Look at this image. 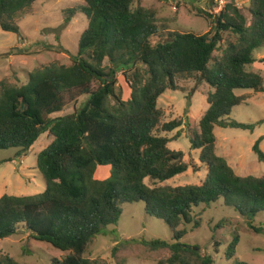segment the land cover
I'll use <instances>...</instances> for the list:
<instances>
[{
  "label": "trees",
  "instance_id": "obj_1",
  "mask_svg": "<svg viewBox=\"0 0 264 264\" xmlns=\"http://www.w3.org/2000/svg\"><path fill=\"white\" fill-rule=\"evenodd\" d=\"M36 1L0 0V27L19 35V17ZM83 1L66 9L67 22L77 13L88 19L71 64L35 68L22 85L0 80V150L28 151L42 134L52 138L37 160L45 190L0 197V239L22 225L31 238L68 253L51 264H109L85 253L120 220L123 204L141 201L149 215L172 230L171 242L138 240L152 251H170L158 264H215L199 245L181 241L201 226L197 209L223 200L244 217L264 212V174H238L219 155L215 134L217 126L253 131L258 124L227 117L249 99L243 91H264V76L249 69L257 61L255 50L264 48V0L250 1L249 16L234 3L216 14L195 7L197 16L215 19L214 27L204 34L168 31L166 37L159 31L157 10L138 0ZM155 37L161 39L154 42ZM123 68L130 73H125L131 88L127 98L117 91L115 77ZM192 80L208 86L209 106L198 125L181 118L164 121L159 98L168 90L192 94ZM84 95L87 101L74 113L51 117ZM183 126H188L186 137L200 152L201 165L169 147ZM262 141L256 140L253 150L264 163ZM100 166H110V175L98 178ZM202 167L207 175L201 183L163 184ZM239 241L236 235L230 242L227 259L236 255ZM0 264L20 263L0 255Z\"/></svg>",
  "mask_w": 264,
  "mask_h": 264
},
{
  "label": "rangeland",
  "instance_id": "obj_2",
  "mask_svg": "<svg viewBox=\"0 0 264 264\" xmlns=\"http://www.w3.org/2000/svg\"><path fill=\"white\" fill-rule=\"evenodd\" d=\"M213 2L214 0H138L139 4L157 10L159 31L165 37L168 31L197 34L208 32L214 27L215 19L197 16L195 7L209 12L212 10L216 14ZM84 4L83 0H37L19 17V35L4 31L0 27V80L7 79L15 85H22L27 80V74L35 68L53 62L71 64L73 56L77 54L80 37L88 26V19L83 13H77L67 22L66 9ZM247 6L243 9L249 16ZM160 39L155 37L153 41L158 42ZM218 54L219 52L215 53ZM260 55H264V48L255 50V57ZM104 65H110L108 60ZM249 69L264 76V56L257 59ZM126 75L129 76L130 73L124 68L115 74L118 79L117 91H121L124 98L131 94L130 81H127ZM188 82H191L189 89L194 90L192 94V90H168L159 98L158 104L163 111L164 121L181 118L185 124L190 121L192 127L198 125L202 114L208 108V86L194 80ZM180 83L184 81L180 80ZM243 92L250 94L249 99L235 106L227 118L258 124L253 131L217 126L215 134L218 153L227 158L238 174L261 176L264 174V163L258 159L253 146L256 140L262 137L261 148L264 151V91ZM87 99L88 96H81L51 117L72 114ZM187 129L188 126H183L180 130L181 136L170 142L169 147L183 151L185 160H192L201 165L200 152L192 150L186 137ZM178 131L168 135L173 138ZM51 141L49 134L44 133L28 151L19 148L0 150V197L4 194L36 195L45 190L46 183L38 169L37 160L39 153ZM110 169V166H100L96 176L105 178ZM206 175L205 167L199 171L190 168L163 184H198ZM121 207L123 213L120 220L107 228L106 235L96 237L85 257L109 264H158L159 260L167 259L170 256L168 249L152 251L138 240L160 239L171 242L173 234L170 226L165 221L149 215L144 202L125 203ZM196 214L197 218L202 220L201 226L190 230L182 242L199 245L203 252L213 256L215 264H264V212L255 217H244L234 207L226 206L223 200H220L205 211L202 207L198 208ZM251 225L263 230L256 232ZM236 235L240 239L236 255L227 259V248ZM66 254L68 253L48 242L31 238L22 225L17 233L0 239V255L12 257L20 264H51L53 259H62Z\"/></svg>",
  "mask_w": 264,
  "mask_h": 264
},
{
  "label": "built area",
  "instance_id": "obj_3",
  "mask_svg": "<svg viewBox=\"0 0 264 264\" xmlns=\"http://www.w3.org/2000/svg\"><path fill=\"white\" fill-rule=\"evenodd\" d=\"M250 1L251 0H214L215 11H221L224 7H226V5L230 3H234L237 6L244 8L249 5Z\"/></svg>",
  "mask_w": 264,
  "mask_h": 264
},
{
  "label": "crops",
  "instance_id": "obj_4",
  "mask_svg": "<svg viewBox=\"0 0 264 264\" xmlns=\"http://www.w3.org/2000/svg\"><path fill=\"white\" fill-rule=\"evenodd\" d=\"M262 56H264V55H260V56H258V57H256L258 60H259V58L260 57H262ZM209 106V105H208ZM217 150H218V147H217ZM222 156V155H221ZM223 157H225V156H223ZM226 158V157H225ZM227 159V158H226ZM230 164V163H229ZM231 165V164H230ZM232 166V165H231ZM233 167V166H232ZM236 171V170H235Z\"/></svg>",
  "mask_w": 264,
  "mask_h": 264
}]
</instances>
